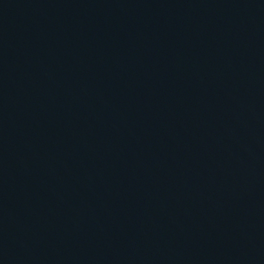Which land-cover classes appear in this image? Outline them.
<instances>
[{
	"label": "water",
	"instance_id": "95a60500",
	"mask_svg": "<svg viewBox=\"0 0 264 264\" xmlns=\"http://www.w3.org/2000/svg\"><path fill=\"white\" fill-rule=\"evenodd\" d=\"M0 264H264V0H0Z\"/></svg>",
	"mask_w": 264,
	"mask_h": 264
}]
</instances>
